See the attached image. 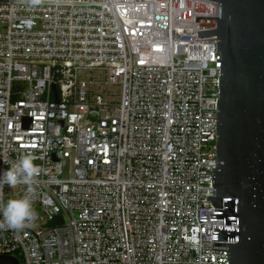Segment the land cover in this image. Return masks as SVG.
I'll list each match as a JSON object with an SVG mask.
<instances>
[{"label":"built area","instance_id":"2783aa9c","mask_svg":"<svg viewBox=\"0 0 264 264\" xmlns=\"http://www.w3.org/2000/svg\"><path fill=\"white\" fill-rule=\"evenodd\" d=\"M219 4L0 0V173L38 167L20 264H228L213 247ZM81 71L97 73L80 81ZM113 88L119 92L114 93ZM56 95V98H55ZM118 99V101L115 100ZM0 185V207L9 199Z\"/></svg>","mask_w":264,"mask_h":264},{"label":"water","instance_id":"95a60500","mask_svg":"<svg viewBox=\"0 0 264 264\" xmlns=\"http://www.w3.org/2000/svg\"><path fill=\"white\" fill-rule=\"evenodd\" d=\"M219 4L216 36L220 53L216 99V171L213 247H226L228 264H264V0H210ZM56 98V95H55ZM0 264H20L0 256Z\"/></svg>","mask_w":264,"mask_h":264},{"label":"clouds","instance_id":"9594fccd","mask_svg":"<svg viewBox=\"0 0 264 264\" xmlns=\"http://www.w3.org/2000/svg\"><path fill=\"white\" fill-rule=\"evenodd\" d=\"M37 172L38 167L34 164V157L24 154L16 163L0 173V185L7 184L10 187L21 183L29 185ZM0 217L10 228L23 227L26 221L34 217L31 198L25 195L9 199L0 207Z\"/></svg>","mask_w":264,"mask_h":264},{"label":"rangeland","instance_id":"374dc122","mask_svg":"<svg viewBox=\"0 0 264 264\" xmlns=\"http://www.w3.org/2000/svg\"><path fill=\"white\" fill-rule=\"evenodd\" d=\"M90 76H92L93 78H97L98 74L97 73H89L88 71H81L78 74L79 80L84 81V82L87 81L88 78H90ZM111 91H113L114 93H118L119 89L113 88V90H111ZM115 100L118 101L117 98H115ZM5 193L8 195V199H12L15 192L11 187H7V188H5Z\"/></svg>","mask_w":264,"mask_h":264}]
</instances>
